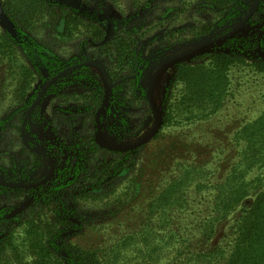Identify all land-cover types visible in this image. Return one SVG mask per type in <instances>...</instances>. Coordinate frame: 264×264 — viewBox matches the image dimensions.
Segmentation results:
<instances>
[{
  "label": "rangeland",
  "instance_id": "374dc122",
  "mask_svg": "<svg viewBox=\"0 0 264 264\" xmlns=\"http://www.w3.org/2000/svg\"><path fill=\"white\" fill-rule=\"evenodd\" d=\"M48 1L50 13L39 14L31 26L14 25V52L0 65V264H73L65 251L73 245L98 261L87 264H189L179 261L189 251L217 244L228 249L234 221L253 195L217 219L211 234L206 221L213 216L212 189L189 191L186 206L164 221L141 212L135 200L118 199L131 190L138 166L144 164L150 175L149 156L155 148L167 150V140L184 136L218 145L213 179L241 158L234 134L264 115V74L248 65L233 68L224 106L206 119L189 120L179 114L180 83L165 58L214 50L242 32L248 45L241 41L236 47L252 61L264 48V0L257 7L258 0L217 6L207 0ZM5 29L0 19V34ZM198 39L203 43L194 44ZM184 61L203 59L196 54ZM24 76L29 84L21 102L17 88ZM168 88L171 106L158 135L125 149L152 131ZM110 103L121 118L110 112ZM102 147L136 151L120 160L116 156L123 155ZM96 167L106 168L99 182L89 176ZM256 175H264V163L246 178Z\"/></svg>",
  "mask_w": 264,
  "mask_h": 264
},
{
  "label": "trees",
  "instance_id": "16d2710c",
  "mask_svg": "<svg viewBox=\"0 0 264 264\" xmlns=\"http://www.w3.org/2000/svg\"><path fill=\"white\" fill-rule=\"evenodd\" d=\"M209 4L230 5L234 0H207ZM3 13L14 25L21 24L31 26L33 20L39 14L50 13L51 5L48 0H0ZM262 28V27H261ZM12 32L6 28L0 34V65L5 57L14 52V38ZM245 41L247 37L242 32L228 36L222 46L214 50L198 51L197 55L203 61L190 63L180 61L175 64V80L180 83L176 89V105L179 106V114L183 118L202 120L217 112L224 106L230 88V72L238 65H248L256 72L264 74V48L259 50L252 61H249L245 49H237L236 45ZM248 48V47H247ZM156 53L154 55L157 56ZM88 70L87 66H84ZM76 72V70H73ZM142 70H136L138 79ZM28 79L26 76L20 81L17 92L19 101L24 102L27 96ZM144 96L147 93L144 92ZM173 90L168 88L162 94L164 104L163 119L168 118L170 96ZM28 97L27 105L31 103ZM150 103V97H146ZM101 103L93 110L96 113ZM109 110L115 116L118 115L113 103ZM94 123H96L94 119ZM158 135V133L156 134ZM155 135V136H156ZM241 142V158L230 165L225 175L220 179H213L210 165L214 163L213 153L218 147L214 143H204L198 139L187 140L184 136L167 140L166 149L156 148L149 156L153 171L150 175L145 173V165L136 168L130 182L131 190L125 191L121 201H136L142 208L141 212H147L151 218L156 216L159 221L168 217H175V210L186 206L189 199V191L201 192L204 189H212V214L206 222L208 232L214 230L217 219L225 218L244 202H249L248 196L253 195L249 204H245L241 214L235 219L234 238L228 249L223 244L210 246L204 250L189 251L188 257L184 256L180 262L189 264H264V175H256L251 179L246 178L247 171L257 164L264 163V115L246 122L239 127L235 134ZM205 137V136H204ZM95 145L99 146L96 141ZM103 149L118 157L120 160L128 157L136 150ZM210 149L211 151H209ZM143 162H140V165ZM242 165L241 168L238 166ZM105 167H96L90 173V177L96 182L103 179L100 177ZM121 170L129 173V168L124 166ZM209 174V175H208ZM212 174V175H211ZM88 193V192H87ZM145 212V213H146ZM187 247L192 248L195 243L185 240ZM65 251L73 264L98 263L89 251L76 245L65 247Z\"/></svg>",
  "mask_w": 264,
  "mask_h": 264
},
{
  "label": "water",
  "instance_id": "95a60500",
  "mask_svg": "<svg viewBox=\"0 0 264 264\" xmlns=\"http://www.w3.org/2000/svg\"><path fill=\"white\" fill-rule=\"evenodd\" d=\"M259 1V0H258ZM258 1L256 3V6L258 4ZM0 19L1 22L3 23V25L8 28L13 34H14V24L13 22L3 13V10L0 6ZM203 43V39H198L194 41V44H201ZM197 54L196 51H190V52H181L175 55H171L165 58L167 64L170 65H175L176 63L180 62V61H184L187 59H190L191 57L195 56ZM77 67L76 65L74 66H70L68 69L71 70L73 68ZM63 72H60L58 76L62 75ZM106 74V73H105ZM57 78V76L55 77ZM54 80V79H53ZM52 81L48 82L46 84V87L51 83ZM105 83L107 86H110V83L107 79H105ZM46 100V99H45ZM45 100L42 103V107L41 110L43 111V107L45 105ZM150 103L153 104L152 99L150 98ZM162 119H163V109H161L159 111V116L156 119V123L154 128L152 129V131L150 133H148L146 136H144L143 138L139 139L138 141H135L134 143H132L131 145L125 147V149H133V148H137L140 147L142 145H144L145 143H147L151 138H153L156 133L159 131L161 124H162ZM52 167H54V165H52ZM43 182V181H41ZM28 204V201L23 203L20 207H18L17 209H15L14 211L11 212V214L17 213L19 210H21L22 208H24L26 205Z\"/></svg>",
  "mask_w": 264,
  "mask_h": 264
},
{
  "label": "flooded vegetation",
  "instance_id": "af4514ba",
  "mask_svg": "<svg viewBox=\"0 0 264 264\" xmlns=\"http://www.w3.org/2000/svg\"><path fill=\"white\" fill-rule=\"evenodd\" d=\"M259 2V1H258ZM258 5V4H257ZM256 6V5H255ZM257 7V6H256ZM243 34V33H242ZM74 66V65H73ZM77 66V65H76ZM51 81H53V80H51ZM50 82V81H49ZM51 84V83H50ZM49 84V85H50ZM48 85V86H49ZM46 99V97L43 99V101ZM43 101H42V103H43ZM45 102H46V100H45ZM41 107H42V104H41ZM44 107H45V105H44ZM44 107H43V111H44ZM43 111L41 110V113H43ZM52 165H54V164H52ZM54 167H55V165H54ZM54 167H52V169H54ZM5 216V215H4Z\"/></svg>",
  "mask_w": 264,
  "mask_h": 264
}]
</instances>
